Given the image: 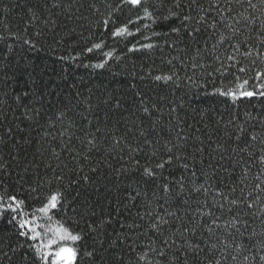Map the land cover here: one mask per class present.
<instances>
[{
    "label": "snow or ice",
    "instance_id": "1",
    "mask_svg": "<svg viewBox=\"0 0 264 264\" xmlns=\"http://www.w3.org/2000/svg\"><path fill=\"white\" fill-rule=\"evenodd\" d=\"M0 4V264H264V0ZM41 53L132 80L53 101Z\"/></svg>",
    "mask_w": 264,
    "mask_h": 264
},
{
    "label": "trees",
    "instance_id": "2",
    "mask_svg": "<svg viewBox=\"0 0 264 264\" xmlns=\"http://www.w3.org/2000/svg\"><path fill=\"white\" fill-rule=\"evenodd\" d=\"M3 4H7L11 6H14L15 4L21 5V7L19 8L14 7L13 13L9 19V23L13 25V27H15V25L19 22V17L23 14L24 0H3ZM2 6L3 5L0 4V7ZM167 26L168 25L166 23L161 24L158 30H164L167 28ZM176 54H177L176 52L171 51L168 48H165L163 53H157L153 55L151 60H149L147 57H144L142 60H136V64H137L136 72L138 74H142L143 71H145L149 66H153V62L155 69L167 71L168 65L162 63L161 58L163 57V59L166 60ZM40 55H41V59L39 63L41 64L42 67L47 68V72L44 77V82L47 85L45 91L48 93H56V95L50 97L53 101L61 98L64 95H67L71 91H74L71 88V84H76L78 89L82 91L85 95H87L89 88H92L93 92L96 95H100L102 92L105 91V89H107L110 92L122 94L126 90L128 82L132 80V77H129L125 74L116 76L115 79H113L112 76L107 72H105L103 75H96L95 73H92V75L90 76L89 72L91 70L85 69L83 67L70 68L66 73L68 79L60 80L58 74L60 73L61 65L55 62V57L53 56L49 58V55L47 53H41ZM141 65H144L145 67L142 68ZM230 79L231 76L225 77L224 83L227 84L228 80ZM134 82L139 83V81H134ZM97 85H100V87H97ZM219 85H220V80L219 78H217V86ZM208 88L209 91H211L212 85L209 84ZM178 96L184 97L186 108L189 104L191 105V108L189 109V119H191L192 116H195V112H193L192 109L207 108L209 105H213L218 110L223 111L225 107L224 104L220 102L219 97L216 98L206 97L204 96L203 93H201L199 96H193L192 93L190 92L188 96H184V92L181 91L178 93ZM246 104L247 101H245V105ZM243 106L244 105H241V107ZM56 134H57L56 130L54 129L53 135ZM209 134H211V130L209 131ZM76 146L79 148L78 144ZM97 159H98V155L94 153L93 160L95 161ZM64 160L66 163H68L70 160L67 153L64 154ZM53 162L55 163V161ZM70 166L72 165L70 164ZM99 183L100 182H98V184ZM78 190L82 192V195L87 196L91 202L103 204L105 205V207H107L106 197L109 199L111 198V193H106L103 187H100L99 191L96 190V186L87 187ZM97 210L99 211V208Z\"/></svg>",
    "mask_w": 264,
    "mask_h": 264
}]
</instances>
